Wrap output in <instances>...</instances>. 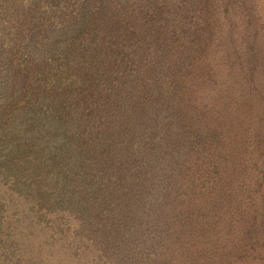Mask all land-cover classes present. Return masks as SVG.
Here are the masks:
<instances>
[{
	"label": "trees",
	"instance_id": "obj_1",
	"mask_svg": "<svg viewBox=\"0 0 264 264\" xmlns=\"http://www.w3.org/2000/svg\"><path fill=\"white\" fill-rule=\"evenodd\" d=\"M231 3L184 0L172 35L164 19L145 29L134 17L122 49L77 51L93 76L120 69L115 94L34 109L0 90V264L231 261L229 236L249 234L248 212L233 226L235 160L216 161L222 112L213 97L200 107ZM68 61H55V75ZM242 240L237 255L251 244Z\"/></svg>",
	"mask_w": 264,
	"mask_h": 264
},
{
	"label": "rangeland",
	"instance_id": "obj_2",
	"mask_svg": "<svg viewBox=\"0 0 264 264\" xmlns=\"http://www.w3.org/2000/svg\"><path fill=\"white\" fill-rule=\"evenodd\" d=\"M183 1L0 0V90L10 87L12 94L28 96L32 102L26 105L34 109L55 107V101L66 104L61 100L66 98L81 102L82 95L87 93V100L88 92L96 89L104 96L115 94L109 84L112 79H125L120 69L113 75L93 76L80 65L76 52L122 49L126 46L123 35L137 32L134 17L141 19L145 29L164 19L172 35L173 23L180 22ZM233 3L231 23L220 20L218 24L222 33L228 30V37L214 46L211 83H205L212 88L202 95L205 100L200 101V107L207 110L206 96L213 97L222 112L217 123L225 135L219 131L222 144L217 145L216 161L221 167L228 164L225 157L229 153L235 160L231 168L233 226L240 227L239 215L248 212L244 225L248 222L249 234L232 228L228 264H264V0ZM96 18L97 25L92 26ZM147 33L151 34L145 32L142 39ZM105 34L113 38L99 42L105 40ZM133 42L138 45L137 40ZM129 47L134 49L133 43ZM65 60L69 71L55 75V61ZM130 62L124 61L128 66ZM85 76L91 81L84 82ZM241 238L251 244L237 255L238 246L244 243Z\"/></svg>",
	"mask_w": 264,
	"mask_h": 264
}]
</instances>
